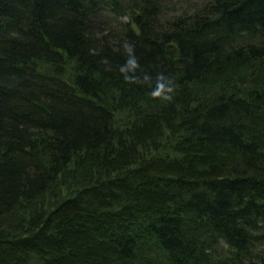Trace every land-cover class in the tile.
<instances>
[{"label": "trees", "instance_id": "1", "mask_svg": "<svg viewBox=\"0 0 264 264\" xmlns=\"http://www.w3.org/2000/svg\"><path fill=\"white\" fill-rule=\"evenodd\" d=\"M0 264H264V0H0Z\"/></svg>", "mask_w": 264, "mask_h": 264}, {"label": "clouds", "instance_id": "2", "mask_svg": "<svg viewBox=\"0 0 264 264\" xmlns=\"http://www.w3.org/2000/svg\"><path fill=\"white\" fill-rule=\"evenodd\" d=\"M125 48H126V50H128L129 52H131V50H132V49H131V46H129V45H127V44L125 45ZM154 95H157V94H154ZM169 98H170V97H169Z\"/></svg>", "mask_w": 264, "mask_h": 264}, {"label": "rangeland", "instance_id": "3", "mask_svg": "<svg viewBox=\"0 0 264 264\" xmlns=\"http://www.w3.org/2000/svg\"><path fill=\"white\" fill-rule=\"evenodd\" d=\"M174 1H176V0H174Z\"/></svg>", "mask_w": 264, "mask_h": 264}]
</instances>
